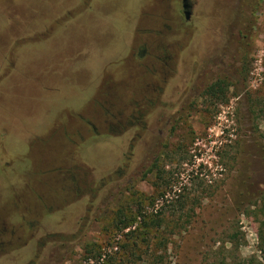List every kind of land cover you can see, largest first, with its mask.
<instances>
[{
  "label": "rangeland",
  "instance_id": "obj_1",
  "mask_svg": "<svg viewBox=\"0 0 264 264\" xmlns=\"http://www.w3.org/2000/svg\"><path fill=\"white\" fill-rule=\"evenodd\" d=\"M189 1L0 0V264L263 262L264 0Z\"/></svg>",
  "mask_w": 264,
  "mask_h": 264
},
{
  "label": "trees",
  "instance_id": "obj_2",
  "mask_svg": "<svg viewBox=\"0 0 264 264\" xmlns=\"http://www.w3.org/2000/svg\"><path fill=\"white\" fill-rule=\"evenodd\" d=\"M227 86H228L227 83H224V82H221V81L214 82L210 86H208L207 90L205 91V94L209 98L217 99L220 103H227L228 97H227V95L225 93V88ZM263 210H264V208H263ZM263 210L261 211L262 214L264 212ZM260 226L261 227L259 229V244H260L259 251L264 254V215L262 216ZM97 258L101 259L102 261H104L105 253L97 252ZM235 264H264V260L262 262L257 257H255L253 255V256L249 257L248 260H244L242 262H237Z\"/></svg>",
  "mask_w": 264,
  "mask_h": 264
},
{
  "label": "flooded vegetation",
  "instance_id": "obj_3",
  "mask_svg": "<svg viewBox=\"0 0 264 264\" xmlns=\"http://www.w3.org/2000/svg\"><path fill=\"white\" fill-rule=\"evenodd\" d=\"M181 1V7H182V12L184 11V8H183V3H185L186 4V9H187V11H189V12H191V9H192V3H190V1L189 0H180ZM184 13V12H183ZM185 17V16H184ZM112 124H110V126H111ZM60 179H59V182L62 184L63 183V175H62V170H60ZM73 178V183L75 184V185H77V184H79V179H77V178H75V177H72ZM84 183H85V181H84ZM86 184V183H85ZM89 189V188H88ZM76 191H78V192H80L81 191V189H76Z\"/></svg>",
  "mask_w": 264,
  "mask_h": 264
},
{
  "label": "crops",
  "instance_id": "obj_4",
  "mask_svg": "<svg viewBox=\"0 0 264 264\" xmlns=\"http://www.w3.org/2000/svg\"><path fill=\"white\" fill-rule=\"evenodd\" d=\"M75 2H76V1H73V3H72L71 5H69L68 7L73 6V5L75 4ZM63 8H64V7H63ZM61 10H62V9H61ZM61 10H60V11H61ZM57 14H59V13H57ZM57 14H56V15H57ZM5 196H6V197H5ZM7 196H8V195H1V198H2V199H1V201H0V208H1V206H2V205H1V202L4 201V200L7 198Z\"/></svg>",
  "mask_w": 264,
  "mask_h": 264
},
{
  "label": "water",
  "instance_id": "obj_5",
  "mask_svg": "<svg viewBox=\"0 0 264 264\" xmlns=\"http://www.w3.org/2000/svg\"><path fill=\"white\" fill-rule=\"evenodd\" d=\"M183 8H184V11H183L184 12V16H185L186 19H188L189 15H190V12L187 11L185 3H183Z\"/></svg>",
  "mask_w": 264,
  "mask_h": 264
}]
</instances>
